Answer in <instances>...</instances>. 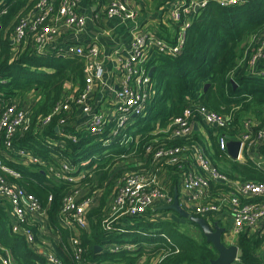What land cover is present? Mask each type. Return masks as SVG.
<instances>
[{
  "label": "trees",
  "instance_id": "trees-1",
  "mask_svg": "<svg viewBox=\"0 0 264 264\" xmlns=\"http://www.w3.org/2000/svg\"><path fill=\"white\" fill-rule=\"evenodd\" d=\"M156 1L169 3L172 0ZM3 2L6 13L0 17L3 26L0 113L13 102L29 110L32 122L27 131H20L15 137L14 147L30 151L47 163L32 164L1 144L0 158L22 176L14 179L1 174L33 194L41 207L47 208L51 234L43 236L47 244L40 243L38 225H32L38 242L47 248L51 245L66 264H211L218 257L217 250L197 224L174 212L152 208L123 227L118 224L109 230L103 228V219L109 211V201L118 179L150 168L154 151L160 145L186 143L184 140L168 141L160 130L188 107L203 106L230 116V129L216 130L204 125V134L195 132L191 142L200 144L213 164L229 179L264 183L263 163L250 157L245 163L232 160L219 149L218 143L221 134L230 139L243 134L247 120L256 125L254 133L264 124V76L252 74L249 65L254 43L264 32V0H246L229 7L211 1L195 14L179 56L151 55L148 68L153 70L147 116L136 119L127 127L126 132L132 140L122 145L121 136L106 144L109 130L103 135H93L87 126L79 130L68 128L77 137V142L62 137L56 130L61 126L60 120L73 121L78 114H60L47 126L42 125V118L49 115L57 103L70 94L80 95L85 86V62L79 56H60V46L39 56L30 40L20 46L13 45L11 34L16 21L34 12L38 0H0ZM169 32L165 29L158 34L173 42ZM206 84H209L207 89ZM191 142L186 143L188 147L193 144ZM147 146H151V151L146 150ZM107 150V154L102 153ZM260 153L264 157V144ZM65 161L88 170L87 176L76 182L55 180L49 166L58 168ZM185 164L184 170H179L177 165L165 166L164 184L174 194L183 171L188 168ZM158 165L162 167L163 163ZM75 190H80L83 195H99L97 203L88 212L90 228L81 232L64 228L60 223L64 198ZM230 191L232 188L223 182L210 184L211 197L222 198ZM50 197L52 201H49ZM10 210L9 204L0 207V246L11 252L17 264H47L45 256L28 244L22 234L13 232ZM162 214L163 217L159 216ZM206 220L213 225L220 222L213 217ZM184 224L189 227L184 228ZM76 234L83 247L79 262L72 259L70 252L69 240ZM126 243L136 245V248L109 250L112 244L122 246ZM235 244L240 249L242 264H264V234L260 231L244 230Z\"/></svg>",
  "mask_w": 264,
  "mask_h": 264
},
{
  "label": "built area",
  "instance_id": "built-area-1",
  "mask_svg": "<svg viewBox=\"0 0 264 264\" xmlns=\"http://www.w3.org/2000/svg\"><path fill=\"white\" fill-rule=\"evenodd\" d=\"M89 1L96 2V5L99 3V0ZM211 1L222 7H229L246 0H172L166 5L163 15L165 24L176 30L172 42L159 36L156 30L141 26L142 13L132 0H108L105 3L106 17L130 22L133 36L125 53L115 51L118 61V84L114 85L106 79L100 44L64 45L67 32H82L87 26L88 16L80 9L82 0H38L34 12L16 21L11 34L12 44L20 46L30 40L39 56L46 55L51 49L60 46L58 48L60 56L67 54L79 56L85 62V86L80 95L75 97L70 94L65 100L57 103L51 113L42 118V125L47 126L54 116L60 114H78L73 121H68L67 118L60 120L61 126L57 128L62 137L73 142L78 141L68 128L80 129L78 125L73 124L80 115L93 135H103L109 130L106 144L119 136L122 138L121 145L128 144L132 136L127 134V127L136 119L147 116L153 70L148 68L151 55L158 53L170 57L179 56L184 48L186 31L197 13L196 8L203 9ZM4 8V2L0 3V17L6 13ZM2 29L0 20V40ZM249 65L252 74L264 76V32L254 43ZM106 90L111 92L107 99L103 94L97 97L98 91ZM230 121V116L210 111L203 106L188 107L181 116L171 119L160 132L168 141L184 140L188 143L194 138L195 132L204 134V125L211 129L224 130L230 129ZM31 122L29 110L21 108L17 102L10 103L0 113V145L32 164L47 163L30 151L14 147L15 137L20 131H27ZM255 126L251 120H247L244 123L243 134L232 139L224 134L219 135V149L228 155V142L240 141L241 147L237 158H230L241 163H245L247 157L255 160L253 151L260 152L264 144V124L256 133L253 132ZM186 143L160 145L154 151L150 168L131 172L117 180L114 194L109 201V211L103 219L102 225L105 230L112 229L118 224L123 227L122 225L132 218L144 216L149 209L171 205L174 202V193L164 184L165 166L177 165L179 170H184L187 163L188 168L183 171L179 183L184 190V196L179 199L183 209L206 219L229 209L232 222L225 236L231 241H236L244 230L258 231L259 223L264 219V183L229 179L213 164L200 144L191 142L194 145L188 147ZM146 150L151 151V146H147ZM160 163H163L162 167H159ZM48 169L55 180L67 179L69 182H76L88 174V170H82L79 166H73L66 161L58 168L49 166ZM1 172L14 179H20L22 174L6 165L0 158V200L6 201L10 206L13 232L22 234L28 244L45 256L47 264H66L51 249V245L50 248L45 246L47 244L45 240H43L45 244H40L33 232L32 225L37 224L40 235L49 236L47 208L41 207L33 194H29L17 183L10 182ZM67 175L70 176L66 177ZM214 181L229 185L232 191L222 198L211 197L210 184ZM259 198L262 199L257 200ZM98 199V194L83 195L80 190L66 195L60 211L61 225L68 229L75 228L77 232L88 230L90 228L88 212ZM49 201H52V197ZM42 221L46 222L48 226L46 229ZM69 242L72 259L79 262L83 253L81 239L76 234ZM135 248L136 245L128 243L122 246L118 244L109 246L111 252ZM0 264H17L11 252L1 246ZM233 264H242L240 254Z\"/></svg>",
  "mask_w": 264,
  "mask_h": 264
},
{
  "label": "crops",
  "instance_id": "crops-1",
  "mask_svg": "<svg viewBox=\"0 0 264 264\" xmlns=\"http://www.w3.org/2000/svg\"><path fill=\"white\" fill-rule=\"evenodd\" d=\"M107 1L108 0H99L98 5H96V2L93 3L89 0H82L80 9L88 16L87 26L82 32H67L64 45L72 43L80 45H87L91 43L100 44L106 79L109 80L112 84L117 85L118 61L115 51L119 50L121 53H125L130 46L133 36L131 32L130 22H123L117 18L108 19L106 17L105 3ZM132 3L137 8H139L142 13L143 20H140V24L142 27H152L157 32H163L165 31V29H167L168 31H170L169 33H171L170 35H172V37L176 35L175 28L170 29L167 24H165L166 21L163 18L164 9L166 8V5L168 3H158L155 0H132ZM110 93L111 92H109L108 90H106L105 92L98 91L97 97H101L103 94L107 99L110 96ZM73 124L75 126L78 125L80 129L86 127L84 118L80 115L78 120ZM74 125L73 127H75ZM253 155L257 160H264V157L258 151H253ZM255 162L263 163L256 160ZM177 190L179 199H182V197L184 196V190H182L180 184ZM0 205L5 206L7 205V203L6 201L4 202V200H0ZM228 210L229 209H226L222 214L213 217L217 221L220 220V222H217L218 224L222 221L228 223L227 227H223L226 229V231L229 229L232 222ZM258 231L264 234V219H262L259 223Z\"/></svg>",
  "mask_w": 264,
  "mask_h": 264
},
{
  "label": "water",
  "instance_id": "water-1",
  "mask_svg": "<svg viewBox=\"0 0 264 264\" xmlns=\"http://www.w3.org/2000/svg\"><path fill=\"white\" fill-rule=\"evenodd\" d=\"M196 10L198 12L199 8H196ZM208 87L209 84H206L205 89ZM56 130L58 131V128H56ZM240 147V141L230 140L228 142L229 157L236 159ZM156 209L174 212L181 218L197 224L203 231V234L208 242H210L218 252V257L215 260H212L211 264H233L238 254H240V249L236 244L226 245V243L223 242V237L226 233L225 228L221 227L218 223L211 226L205 218L196 216L192 212H189L180 206L177 189L174 194V202L171 205L158 206ZM97 249H101V247H97Z\"/></svg>",
  "mask_w": 264,
  "mask_h": 264
},
{
  "label": "rangeland",
  "instance_id": "rangeland-1",
  "mask_svg": "<svg viewBox=\"0 0 264 264\" xmlns=\"http://www.w3.org/2000/svg\"><path fill=\"white\" fill-rule=\"evenodd\" d=\"M155 1H156V0H155ZM164 4H165V3H164ZM151 29L155 30V29L152 28V27H151ZM108 152H109V150H107V151H105V152H102V153L107 154ZM255 160H256V161L264 162V160H257L256 158H255ZM42 223L44 224V228L46 229V227H48L47 224H46V222H45V221H42ZM182 223H183V222H182ZM211 225H213V224H211ZM219 225H220L221 227H227V226H228V223L222 221L221 223H219ZM183 226H185L184 228H188V227H189L188 224H184ZM191 229H192V231H194V228L191 227ZM50 234H51V232L49 231V236H50ZM43 236H48V234H43L42 236L40 235V237H41V242H40V243H43V240L45 239ZM49 236H48V237H49ZM225 243H226V245L235 244L234 241L229 240L226 236H225Z\"/></svg>",
  "mask_w": 264,
  "mask_h": 264
}]
</instances>
